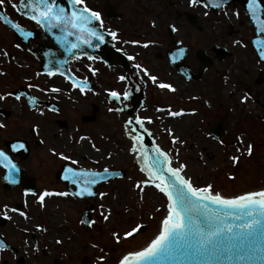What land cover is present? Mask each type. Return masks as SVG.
<instances>
[{"label": "flooded vegetation", "instance_id": "flooded-vegetation-1", "mask_svg": "<svg viewBox=\"0 0 264 264\" xmlns=\"http://www.w3.org/2000/svg\"><path fill=\"white\" fill-rule=\"evenodd\" d=\"M20 2L13 0L17 5L14 8L5 0L0 7V16L6 18L0 21V95L4 96L0 100V124L4 125L0 128V149L21 169L20 184L7 187L3 185L6 170L0 165V211H7L4 205L18 210L8 211L10 218L0 216V240L7 245L0 249V264H65L67 258L78 264L75 259L78 260L75 256L79 254L78 245L73 242L72 246L71 236L64 233L62 227L66 222L62 206L77 202L67 215L72 225L74 219L80 224L79 202L82 199L71 195H51L45 197L41 207L36 197L44 191L70 192L61 178L65 167L95 168L99 160L112 162V159L107 160L108 151L104 153L103 160L101 158L102 145L106 141L112 145L106 132L116 126L124 135V122L132 120L130 127L134 124L135 110H148V88L152 81L144 76L142 69L154 70V74H149L157 77V84L176 77L186 83H202L209 68L231 56L228 45H219L224 49L216 52L213 49L216 44H209L210 13L217 21L218 15L227 13L228 36L239 33L240 28L236 26L243 23L239 16L246 17L250 35L244 42L250 46L259 67L264 63L260 62L257 54L260 45L254 41H264V32L257 33V23L243 6L247 5V0H227L218 11L212 7L206 9L202 5H190L189 0H86L89 8L101 14L104 42L93 39L98 47H87L85 55H72L64 62L63 53L49 43L47 29L28 18ZM261 4L264 19V0ZM13 23L19 24L22 31L13 29ZM94 24L100 30L98 22ZM170 25L176 31H172ZM109 31H115L118 39L108 36ZM23 32H31L32 35L25 38ZM132 40L140 43H125ZM147 41L151 43L144 47ZM237 41L242 42V37ZM180 47L185 49V53L178 59H171ZM52 48L53 54L50 52ZM4 52L8 53L7 57ZM225 52L228 55L220 59L219 56ZM89 55L94 59L89 60ZM129 56L133 59L129 60ZM209 59L211 66L198 81L187 78L196 75L203 62ZM136 64H140L141 69H137ZM137 70H140V77ZM48 71L53 75L49 76ZM257 72L259 79L253 80L254 87L264 84V70ZM121 75L127 79L120 81L118 77ZM71 78L87 80L84 93L71 86ZM53 87L60 91L51 92ZM126 87L130 92L127 100L122 95L113 99L107 94L111 90L123 93ZM7 93L11 95H5ZM17 95L20 100L15 99ZM29 97L36 98L34 106L29 103ZM262 106L264 108V104ZM51 107L57 111H51ZM34 126L37 131L33 130ZM82 136L87 139L80 140ZM21 143L24 145L22 149H12V145ZM50 149L56 153L63 152L78 160L79 164L72 165L71 161L62 160ZM105 162L102 166L106 168ZM73 188L70 185V189ZM90 204L95 208L93 202L87 203ZM19 211L28 218L21 217ZM36 225H41L46 231L38 230ZM57 239L62 243L57 244Z\"/></svg>", "mask_w": 264, "mask_h": 264}, {"label": "rangeland", "instance_id": "rangeland-1", "mask_svg": "<svg viewBox=\"0 0 264 264\" xmlns=\"http://www.w3.org/2000/svg\"><path fill=\"white\" fill-rule=\"evenodd\" d=\"M239 18L243 20L242 25L236 26L240 28L239 33L228 36L226 24L229 21L226 16L218 15L217 21L210 13L209 44H226L232 53L230 57L209 68L202 83H186L176 77L163 82L175 89L169 91L159 88L157 83L150 80L152 85L148 88V110H135L139 117L152 118V123L145 121V127L164 151L172 150L173 167L177 163L186 164L183 174L191 177L195 186L211 184L213 192H220L224 196L264 186V84L256 87L253 85V80L258 76L257 71L264 70V66L259 67L250 46L244 42L250 35L246 17L241 15ZM239 37L243 41L234 43ZM148 72L154 74V70ZM137 74L140 77V70H137ZM226 86L229 90H225ZM245 92L249 94L248 99L241 103L240 97ZM158 108L183 110V114L169 116L166 112L157 111ZM218 120L222 121L221 126L226 129V133L220 139H213L215 136L211 134L210 127ZM168 129L183 143L173 144ZM106 133L112 145L109 141L102 145L101 158L103 160L108 151L107 160L112 159V162L109 164L99 160L95 168L87 169L105 168L102 166L105 162L106 168L124 170L125 175L97 186L99 192L106 193L103 198L97 196L80 200V213L89 201L94 203L92 215L95 223L92 227L78 224L76 219L75 225H72V221L68 220L67 214L73 211L71 207L77 202L71 206L64 203L62 206L66 214V222L62 227L64 233L71 236L72 246L73 242L78 245L79 254H75L78 264H99L96 257L101 254L105 256L104 264H116L127 251L146 246L157 233L164 212L161 208L162 194L154 187L145 186L142 192L133 188L136 181L146 177L140 172L136 157L128 151L131 146L129 138L119 133L116 126H112V131ZM237 136L242 138V143L236 140ZM249 143L253 145L251 155L246 154ZM232 155L239 157L237 164L229 159ZM101 204L106 213H111L108 221L100 218ZM136 224L144 226V229L125 238L123 231ZM113 231L119 234V242L112 237ZM92 244L98 247L93 248ZM101 248L103 253L100 252ZM69 262L67 258L64 263Z\"/></svg>", "mask_w": 264, "mask_h": 264}, {"label": "snow or ice", "instance_id": "snow-or-ice-1", "mask_svg": "<svg viewBox=\"0 0 264 264\" xmlns=\"http://www.w3.org/2000/svg\"><path fill=\"white\" fill-rule=\"evenodd\" d=\"M15 8L16 4L13 0H7ZM227 0H189L190 5H202L204 8L223 7ZM5 4V0H0V7ZM20 7L26 9L25 15L35 21L42 27H46L49 31L59 29L64 35L58 37L63 41L66 36L75 35L78 43H70L66 51L79 48L81 44L88 47H98L93 43V39L104 42L103 20L101 14L92 10L86 4V0H68V10L62 6L58 0H21ZM261 7V0H247V10L253 20L257 21V30L264 32V20H260L258 10ZM205 15L208 13L205 12ZM238 15V13H236ZM227 15V13H225ZM4 16H0V21L5 20ZM94 22H98L99 29ZM13 29L21 30L19 24H11ZM172 31H176L174 26H169ZM22 31V30H21ZM25 38L31 36V32H23ZM108 36L112 39H118L115 31H109ZM125 43L139 44L140 41L132 40ZM151 41L144 43L147 47ZM239 43V41H234ZM254 43L260 45L258 56L260 60H264V41L256 40ZM19 47V45H17ZM185 53V49L180 47L176 49L175 56L171 59H178ZM84 54V53H82ZM5 57L8 56L4 52ZM132 60L133 57H127ZM89 60L94 59L91 55ZM137 69H141L140 64H136ZM95 71L94 69H90ZM59 71V68H57ZM144 76L151 80L154 84L157 77L150 75L147 69H142ZM63 75V73H60ZM48 75H53L52 71H48ZM69 79V77H65ZM120 81L127 78L123 75L119 76ZM71 86L84 93L87 88V80H77L71 78ZM159 88L175 91L172 85L168 83H159ZM90 90V89H89ZM41 91H44L41 89ZM51 92H59L58 88H51ZM108 96L113 99H119L122 95L125 100L129 98L130 92L126 87L123 93L116 90L108 91ZM5 95H11L7 93ZM248 93L245 92L241 97V103L248 99ZM4 99L0 95V100ZM16 100L21 97L17 95ZM29 103L35 105L36 98L29 97ZM51 111H57L55 107L50 108ZM113 111V109H109ZM120 111V109H115ZM159 112H166L169 116H181L183 110L173 111L170 108H158ZM42 114V113H41ZM145 121L152 123L151 117H135L134 124L137 127H129L133 121L124 122V134L131 141L128 151L136 157V164L139 166L141 173L145 175V179L136 181L133 188L142 192L145 186H152L160 194H162L161 208L164 209L162 218L159 221V228L154 237L139 250L127 251L117 261L116 264H264V186L257 190L245 191L243 193H235L230 196H224L220 192H213L211 184H205L202 187L194 186L191 177L184 175L186 164L177 163L175 167L172 165L171 149L164 151L161 147L153 143L150 147L143 144L144 136L151 135L148 128L145 127ZM4 127L0 124V128ZM34 131L38 129L34 126ZM172 137V143H183L172 133L171 129L167 130ZM87 137H80L85 140ZM216 139V137H213ZM236 140L242 143L240 136ZM222 144L223 141H220ZM24 145H12V149L23 148ZM95 148V145H93ZM253 145H247L246 154L251 155ZM54 155H59L62 160L71 161L72 165H78L79 161L72 159L70 156L56 153L54 149H50ZM96 151H99L96 149ZM239 151V149H237ZM111 154L109 153V156ZM233 164H237L239 157L232 155L229 157ZM0 165L9 170L8 175L4 176L5 180L15 183V173L17 165L12 162L8 154L0 149ZM105 174L109 170L105 168ZM119 175V173H116ZM101 177V173L86 169L83 167H65L62 179L68 181L75 186V191L58 192L50 191L41 192L37 197V201L41 207L44 205L46 196H74V197H95L99 195L104 197L106 193L93 191V186L98 183L97 178ZM231 178V177H229ZM131 179V178H130ZM25 194H28L27 192ZM35 195V193H33ZM142 198V197H141ZM7 211H0V216L8 217V211L17 212L16 208L8 209L7 205L3 206ZM100 218L108 221L110 211L105 212L104 206L100 205ZM128 211V209H125ZM158 211L160 209H157ZM19 215L27 219L28 217L23 211H19ZM80 223L87 224L92 227L95 221L91 219H81ZM40 231H46L41 225L35 226ZM142 225L136 224L129 226L123 231L125 238L131 237L136 233ZM112 237L119 242L120 236L117 232L111 233ZM27 243V242H26ZM57 244L62 243L60 239L56 240ZM7 245L0 240V249L6 248ZM91 247L97 248V244ZM35 248V246H34ZM37 251L39 249H36ZM103 253V248L100 249ZM99 264H104L105 256L103 254L96 257Z\"/></svg>", "mask_w": 264, "mask_h": 264}, {"label": "water", "instance_id": "water-1", "mask_svg": "<svg viewBox=\"0 0 264 264\" xmlns=\"http://www.w3.org/2000/svg\"><path fill=\"white\" fill-rule=\"evenodd\" d=\"M58 2L65 7L66 11L68 10V0H58ZM245 7V9L247 10V5L244 4L243 5ZM220 8V7H219ZM219 8H214V11H218ZM263 8L262 4H261V7L260 9L258 10V15H259V18L260 20H264L262 18V15H261V9ZM26 11V9H25ZM253 20V18H252ZM255 23H257V21H254ZM45 29H47L45 27ZM54 30H55V33H54ZM48 31V37H49V43H52L54 46L58 47V49L63 53L64 55V62H66V60L71 57L72 55H81L82 53H86V48L88 47L87 45H83L81 44V46L79 48H76V49H72L71 51H66V48L69 46L70 43H78L79 41H77L76 39V36L75 35H72V36H66V38L61 41V40H58V37L64 35L59 29H52L51 31ZM260 31L257 30V33H259ZM215 50L216 52L222 50L220 47H215ZM51 54H53V48L52 50L50 51ZM259 52V51H258ZM226 54V53H225ZM225 54H222L221 56H219L220 59H222L224 57ZM259 57V56H258ZM260 60V59H259ZM262 63H264V60H260ZM211 64L210 60L209 61H205L203 62V65L201 66V69L199 70L198 74L197 75H194L193 76V79L194 80H198L200 78V75L201 73ZM222 124V121L221 120H218L215 124L211 125L210 127V132L211 134H213L216 138H221L224 136V134L226 133V130L221 126ZM134 127H137L136 125ZM153 143H156L157 144V141L155 139H153L152 137V134L151 135H145L144 136V139H143V144L148 147L150 149L151 145ZM162 149V148H161ZM5 173H4V176L8 175V172L9 170L7 168H5ZM104 169L102 170H93V171H96V172H99L101 173V177H103V179H101L100 177L97 178L98 180V183L96 185L93 186V191L95 192H98L97 190H95V187L101 183V182H104V181H108L110 179H112L113 177L115 176H123L124 175V172L122 170H109V173L108 174H105ZM116 173H119V175H116ZM63 175H61V178H62ZM20 178H21V169L17 168V171L15 173V183H10L8 180H5L3 178V184L7 187H11L12 185H18L19 182H20ZM63 180V179H62ZM65 181V180H63ZM66 184H67V187L71 184L69 183L68 181H65ZM193 182V181H192ZM194 186H195V182H193ZM68 191L72 192V191H75V188L74 189H69L68 188ZM99 193V192H98ZM98 196V195H97ZM87 197V196H86ZM80 198H84V197H80ZM87 198H90V197H87ZM92 209V206H89V207H86L81 215V219H90V216H89V211ZM144 229V226H142L140 228V230Z\"/></svg>", "mask_w": 264, "mask_h": 264}, {"label": "bare ground", "instance_id": "bare-ground-1", "mask_svg": "<svg viewBox=\"0 0 264 264\" xmlns=\"http://www.w3.org/2000/svg\"><path fill=\"white\" fill-rule=\"evenodd\" d=\"M225 90H229V87L226 86ZM132 121V120H131ZM130 127V126H129ZM69 264H75V262H69Z\"/></svg>", "mask_w": 264, "mask_h": 264}]
</instances>
